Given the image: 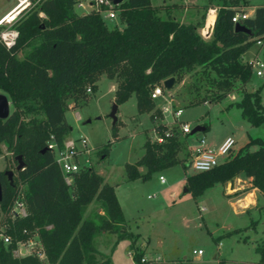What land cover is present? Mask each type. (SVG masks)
<instances>
[{"label":"trees","instance_id":"trees-1","mask_svg":"<svg viewBox=\"0 0 264 264\" xmlns=\"http://www.w3.org/2000/svg\"><path fill=\"white\" fill-rule=\"evenodd\" d=\"M77 1L30 0L11 24L16 31L13 42L7 45L0 39V91L12 106L7 117H0V144L12 152L16 163L18 154L23 162L11 178L0 170V231L10 236L7 243L0 236V264H109L108 256H91L97 252L94 237L104 230L117 234L115 243L132 237L114 186L91 165H81L67 183L54 152L47 147L48 140L63 147L71 129L65 116L69 100L75 106L86 102L91 96L86 88L94 91L102 73L116 80L115 103L134 94L137 110L150 111L151 119L159 110L151 96L156 85L170 76L177 83L187 73H198L212 85V101L241 89L235 104L242 117L251 125L264 122L259 88L244 87L252 65L242 58L257 38L264 37V4L256 6L252 16L234 22L232 16L240 10L237 6L247 0H221L211 34L203 37L198 30L201 21L182 22L170 13L162 17L151 0H123L113 5L122 27L108 26L94 7L78 12ZM236 23L248 30L236 29ZM162 89L165 91L164 86ZM167 127L165 121H159L157 135L162 139L146 137L143 154L125 163L128 179H146L177 162L188 166L185 158L177 156L187 133L177 125ZM109 144H101L99 151L107 153ZM251 144L257 147L250 149ZM140 165L146 170L140 171ZM240 175L251 177L252 186L264 194L263 137H250L219 164L186 175L185 187L197 197L207 187ZM19 191L27 214L11 217L9 210ZM93 200L99 201L103 213L84 218V209ZM236 231L239 229L225 234ZM34 234L44 257L15 255L17 242ZM256 249L262 251L260 261L264 263V245ZM141 256V251L133 253L136 262Z\"/></svg>","mask_w":264,"mask_h":264},{"label":"rangeland","instance_id":"rangeland-1","mask_svg":"<svg viewBox=\"0 0 264 264\" xmlns=\"http://www.w3.org/2000/svg\"><path fill=\"white\" fill-rule=\"evenodd\" d=\"M20 1L0 0V39L3 41L9 40L15 32L11 24L30 0L18 9L12 20L2 22ZM92 1L78 0L75 9L87 11L93 7L90 6ZM220 2L151 0L162 17L170 13L182 22L201 21V25H206L209 8L214 9ZM257 4H264V0L246 1L250 15ZM101 15L108 26H123L117 14L108 17L101 12ZM198 30L200 32L199 27ZM261 41V44L253 42L243 53V58L250 59L256 54L264 62V37ZM24 52H19L18 56ZM256 69L252 66V75L244 87L247 90L259 88L264 103V73L257 75ZM115 86V78L102 73L89 99L76 106L69 100L65 111L71 125L65 140L86 139L88 150L80 154L79 161L82 165H91L105 181L115 186L126 228L132 233V237L121 238L115 243L117 234H107L110 231L104 230L94 239V244L105 254L92 253L91 256L98 259L108 256L109 264H134L133 253L141 251L147 260L144 264H264L260 261L262 251L256 249L257 245H264V195L249 191L247 176L241 175L240 179L224 184L217 182L197 197L184 190L185 176L195 172L189 161L191 150L199 146L200 137L209 144H216L225 135H232L235 144L228 157L250 137L264 138V122L251 125L235 104L241 98V89H234L212 101L214 89L207 79L198 73H187L155 99V107L159 110L154 119H151L150 111L137 110L136 97L132 94L117 104L114 124L111 110ZM164 104H169L171 109L181 107L182 113L177 118L171 112L163 113L161 107ZM11 108L10 102L9 110ZM178 120L186 121L191 129L177 152L178 158H185L188 166L185 168L177 162L152 172L146 179H128L125 163L134 162L143 154L146 137L156 139L158 122L165 121L169 129ZM205 125L206 129L193 131L195 126ZM107 142L110 143L107 153L99 151L98 147ZM256 147L257 144L250 145V149ZM0 149V170H11L13 174L17 165L14 155L4 144H0ZM138 168L146 170L144 165ZM159 175L164 176L165 182H160ZM97 213H102V208L98 200H93L85 207L83 217ZM2 218L0 212V221ZM235 228L239 231L225 234ZM32 240L36 241L31 249H40L34 235ZM197 249L202 253L193 252Z\"/></svg>","mask_w":264,"mask_h":264},{"label":"built area","instance_id":"built-area-1","mask_svg":"<svg viewBox=\"0 0 264 264\" xmlns=\"http://www.w3.org/2000/svg\"><path fill=\"white\" fill-rule=\"evenodd\" d=\"M91 5L100 12H105V15L108 17H115L116 16V11L113 8V3L109 0H93ZM210 9V8H209ZM207 16V15H206ZM248 13L246 11H236L234 15L232 16V21H238L241 18L247 17ZM204 26L201 27L200 33L203 37H208L211 34L210 32L204 31ZM16 35V31L12 33V36L9 40L4 41L7 45L13 42L14 37ZM257 43H261V38L256 39ZM249 63L252 66L257 67L256 69V74L257 75H262L263 68H264V62L258 58V57H253L252 59L248 60ZM162 85H156L151 92V96L153 98H157L158 96L162 95L164 93L162 89ZM87 92H91V87L88 86L86 88ZM169 104H171L169 102ZM169 104H164L161 107V111L164 112H171L174 114V116L177 118L181 113H182V108L177 107L174 109H171V106ZM175 125L177 124L178 129L184 134L190 132V127L186 121L178 120V122L174 123ZM166 134H169L170 131L166 130ZM158 141L162 139L161 136L156 137ZM80 143L78 145L77 143ZM235 144V139L232 135L226 136L216 147L210 146L204 137L199 138V146L196 150H191V157L189 164L193 166L195 169V172L197 171H203V170H208L212 168L213 166L219 164L222 162L231 152L233 146ZM47 147L51 149L54 152L55 160L59 164L61 171L64 175V179L67 183H71L73 178H72V172L76 171L79 169V167L82 165L79 161V156L80 154L83 153L84 150H88L86 146V139L85 138H76V139H69L64 141L63 147H58L55 141L53 140H48L47 141ZM86 164V163H84ZM159 180L160 182H165V178L163 175H159ZM201 209H203V206H201ZM9 214L11 217H22L27 214V208L25 201L22 196V192L19 191L17 196L14 198L13 203L10 207ZM0 236H2L4 242H9L10 241V236L4 231H0ZM24 244L27 245H32L34 244V241L32 240V237L27 239L26 241H18L17 242V247L13 249V253L15 255H22L25 254L22 252L21 248ZM39 248V247H38ZM35 249V248H34ZM193 252H196L198 254L202 253L201 249H197L196 251L194 250ZM28 253H35L39 257H44V252L43 248L41 247L40 249H35L34 251L31 249L28 251ZM146 258L144 256L140 257V262H136L134 264H144L146 262Z\"/></svg>","mask_w":264,"mask_h":264},{"label":"water","instance_id":"water-1","mask_svg":"<svg viewBox=\"0 0 264 264\" xmlns=\"http://www.w3.org/2000/svg\"><path fill=\"white\" fill-rule=\"evenodd\" d=\"M109 1H111L115 5V4L122 2L123 0H109ZM235 28L248 30L244 25H241L239 23L235 24ZM173 83H174V77L173 76H170V77L163 80V85H164L165 89H170L172 87ZM9 104H10V100L8 99L7 95L0 92V117L1 118H5L9 114ZM116 110H117V103L114 102L113 106H112V110H111V115L113 116L114 122L116 121V115H115ZM204 128H205V126H195L193 131L198 132V131L203 130ZM15 158L18 159L16 168H20L23 164V162L21 160V155L18 154L15 156ZM5 172L11 178L12 171L6 170ZM184 190H187V188L185 187ZM1 198H2V185L0 182V200H1Z\"/></svg>","mask_w":264,"mask_h":264},{"label":"crops","instance_id":"crops-1","mask_svg":"<svg viewBox=\"0 0 264 264\" xmlns=\"http://www.w3.org/2000/svg\"><path fill=\"white\" fill-rule=\"evenodd\" d=\"M258 5H261V4H257V5H255V7L256 6H258ZM90 6H92V5H90ZM247 6L248 5H246V3L244 4V3H242L241 5H239V6H237L239 9H240V11H246L247 12V10H246V8H247ZM255 7H254V9H255ZM91 8V7H90ZM211 9V8H210ZM213 10V9H212ZM215 13H216V6L214 7V17H215ZM248 13V12H247ZM253 14H254V11H253ZM252 14V15H253ZM252 15H250L249 13H248V16H252ZM206 21V20H205ZM204 25V24H203ZM203 25L202 26H200L199 27V29H201V27H203ZM213 26V25H212ZM211 31H212V28H211ZM210 36V35H209ZM208 36V37H209ZM262 43V42H261ZM261 43H258V44H261ZM245 52V51H244ZM253 57H258L256 54L255 55H253L252 56V58ZM242 58H243V55H242ZM252 58H250V59H252ZM259 58V57H258ZM243 60H246V61H248L249 59H244L243 58ZM67 120V119H66ZM68 121V120H67ZM69 122V121H68ZM205 129V128H204ZM203 129V130H204ZM199 132V131H198ZM229 134H227V135H225L224 137H222V138H220L217 142H216V144H209L210 146H212V147H216L226 136H228ZM241 176V175H240ZM240 176H238V177H235L234 179H236V180H238V179H240ZM248 178V180H249V182H248V185L247 186H250L251 188H250V190L249 191H251L252 193H254V194H262V195H264L257 187H254V186H252V184H251V177H247ZM230 181V180H229ZM113 185V184H112ZM114 186V185H113ZM114 188H115V186H114ZM123 210V209H122ZM102 213H103V210H102ZM124 213V212H123ZM125 227H126V225H125ZM127 229V228H126ZM103 232V231H102ZM102 232H100V233H102ZM100 233H98L95 237H94V239L100 234ZM109 233H113V234H116V233H114V232H108L107 234H109ZM34 236H35V238H37V240H38V246H39V248H41L42 247V244H41V242H40V240L38 239V237H37V234H34ZM33 237V236H32ZM116 240V239H115ZM34 241V240H33ZM36 241V240H35ZM35 241H34V243H35ZM31 245H27V244H24L23 246H22V248H21V250H22V252H24L25 254L26 253H28V251H30L31 250V247H30ZM95 247H96V249H97V252L96 253H98V254H100V255H104L105 253H103L96 245H95ZM115 247V245H113V248Z\"/></svg>","mask_w":264,"mask_h":264},{"label":"bare ground","instance_id":"bare-ground-1","mask_svg":"<svg viewBox=\"0 0 264 264\" xmlns=\"http://www.w3.org/2000/svg\"><path fill=\"white\" fill-rule=\"evenodd\" d=\"M27 0H21L20 3L18 4V6L12 10L3 20H12L15 15L17 14V11L19 8H21L24 3L26 2ZM19 12V11H18ZM213 21H214V9H209L208 10V15H207V21H206V25L204 26V31L206 32H210L211 31V27L213 25Z\"/></svg>","mask_w":264,"mask_h":264}]
</instances>
